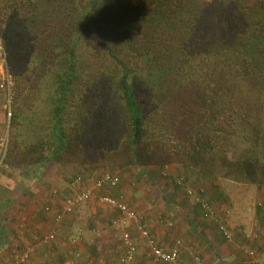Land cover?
<instances>
[{
    "label": "trees",
    "instance_id": "1",
    "mask_svg": "<svg viewBox=\"0 0 264 264\" xmlns=\"http://www.w3.org/2000/svg\"><path fill=\"white\" fill-rule=\"evenodd\" d=\"M0 43V175L58 171L65 198L105 173L160 200L184 169L264 186V0H0Z\"/></svg>",
    "mask_w": 264,
    "mask_h": 264
},
{
    "label": "crops",
    "instance_id": "2",
    "mask_svg": "<svg viewBox=\"0 0 264 264\" xmlns=\"http://www.w3.org/2000/svg\"><path fill=\"white\" fill-rule=\"evenodd\" d=\"M178 172L171 169V181ZM188 172L194 176L188 178ZM34 175L27 179H20V176L19 181L9 179L5 173L0 175V186L7 190L6 194H0V264H14L11 254L18 246L23 249L28 245L36 248L28 264H117L124 251V237L137 245V254L131 264H157L148 258L147 238L122 212L99 203L93 195L74 213L65 214L68 191L61 188L66 184L62 174L55 171L53 182L45 169ZM181 179L184 183L177 184L180 186H176L177 190H170L169 196L165 191L167 200H160L161 196L156 195L151 199L135 188L131 192L142 202L139 210L149 237L164 248L172 247L179 240L182 254L191 248L201 256L204 264H251L252 258L263 263L264 203L257 202L253 206L247 202L249 196L254 192L260 194L262 190L258 186L254 188L253 184L227 178L211 180L191 169H184ZM189 189L193 196L187 193ZM122 191L131 201L129 189L123 186ZM199 194L213 204L218 213L216 217L202 215L200 204L198 206L195 200ZM84 204L88 206L81 212ZM56 214L62 215L58 222ZM220 224L231 232L229 239L221 234ZM52 231L56 234L55 240L48 245L42 244L41 237ZM70 239L74 243H70Z\"/></svg>",
    "mask_w": 264,
    "mask_h": 264
},
{
    "label": "built area",
    "instance_id": "3",
    "mask_svg": "<svg viewBox=\"0 0 264 264\" xmlns=\"http://www.w3.org/2000/svg\"><path fill=\"white\" fill-rule=\"evenodd\" d=\"M0 65L6 66L5 54L3 48L0 43ZM6 78L3 80V83L0 84V88H5L6 96H7V117L10 115V80L9 76L6 72ZM8 145V139L6 134L0 135V173L2 170H7L8 166L5 163V155ZM78 180V179H77ZM76 180V181H77ZM177 184L181 185L182 180L177 179ZM120 183V178L117 175H113L111 173H105L101 178L96 180L92 185L77 191L76 193L68 196L64 201V209L63 212L65 214L73 213V211L86 202L93 195L96 200L104 205L110 206L114 209L119 210L125 216L130 218L134 223L137 224L138 230L141 235L147 238L148 243V258L157 264H204L201 256L196 254L191 248L186 249L183 254L181 250V242L177 240L175 244L170 248H164L158 245L152 238L149 237L148 231L141 228L139 225L140 216L126 205L124 201V197L122 195L111 196L103 193H95L96 190H100L103 186L115 187ZM189 195L193 196V191L191 189L187 190ZM195 200L201 203V207L203 209V213L205 217L214 218L216 217L207 204V202L199 196H195ZM62 218L61 214L55 215V221H60ZM219 230L221 234L227 239L231 237V232L226 228L225 225L220 224ZM56 238L55 233L48 232L44 234L40 241L42 244L48 245ZM122 245L124 248L123 254L121 255L118 264H131L136 257L137 254V245L136 243L128 237H124L122 239ZM36 253L35 246H26L23 249H17L11 254V260L14 264H28L29 260ZM183 256L187 257V259H183ZM251 264H259L256 258L251 259ZM261 264H264L261 263Z\"/></svg>",
    "mask_w": 264,
    "mask_h": 264
},
{
    "label": "rangeland",
    "instance_id": "4",
    "mask_svg": "<svg viewBox=\"0 0 264 264\" xmlns=\"http://www.w3.org/2000/svg\"><path fill=\"white\" fill-rule=\"evenodd\" d=\"M6 72H7V66H5V65H0V84L1 83H3V80H5V78H6ZM7 74H8V72H7ZM8 76H9V80H10V75L8 74ZM10 85H11V80H10ZM0 120L2 119V115H3V112L5 113V110H7V105H8V101H7V96H6V90H5V88H0ZM2 121V120H1ZM188 173H190L189 174V176H188V178L189 177H191L192 178V175L194 176V174L192 173V172H188ZM93 176H95V174H91L89 177H87V178H89V180H91V178H93ZM216 177V176H215ZM217 177H220V178H222L221 176H217ZM222 182H223V180H221V184H222ZM83 184V185H82ZM65 185L66 184H64V186H63V188H62V190L64 191V190H66V191H68V192H66V194L67 193H69L70 192V190H71V186H70V189L69 188H66V187H68L67 185H66V187H65ZM84 185H85V183H80V184H73L72 186H74V188L76 187L77 188V190H76V192L77 191H80L83 187H84ZM120 185V184H119ZM136 186H138L137 184H136ZM147 187V186H146ZM149 187V186H148ZM148 187H147V189H148ZM75 188V189H76ZM254 188H257V185H254ZM258 188H260V190H262V192L259 194V193H257V192H254L251 196H249V198L247 199V202L250 204V203H253V206H255L256 204H257V202H261L262 204L264 203V186H261V187H258ZM74 189V190H75ZM132 189V191H133V189L134 188H131ZM136 190H138V192H139V194H143V192H145V193H147L146 192V190L145 189H143V188H141V187H136L135 188ZM118 190L120 191V189H117V188H109V187H107V188H105L104 189V191L103 192H100V193H105V194H111L112 195V193H115V192H118ZM62 191V192H63ZM131 191V192H132ZM130 192V194H129V198H130V202L131 203H134V200H136V201H138V199H137V196H135L134 195V193H131ZM63 193H65V192H63ZM68 195V194H67ZM118 195H122L123 197H124V199H126L125 198V196L123 195V193L121 192L120 194H118ZM117 196V195H116ZM51 198V197H50ZM129 200V199H128ZM85 203V202H84ZM142 203V202H141ZM82 205V204H81ZM80 205V206H81ZM142 205V204H141ZM80 206H78V207H80ZM88 205L87 204H84L82 207H81V209H83L81 212H83L84 210H86V207H87ZM77 207V208H78ZM76 208V209H77ZM76 209L73 211V213L76 211ZM146 209V208H145ZM137 212H139L140 213V211H137ZM79 213V212H78ZM141 214V213H140ZM77 231V230H76ZM55 236H56V234H55ZM70 243H74V241H72V239H70ZM17 249H21V246H18L17 247ZM119 262V261H118ZM118 262H117V264H118ZM44 264V263H43ZM45 264H47V263H45Z\"/></svg>",
    "mask_w": 264,
    "mask_h": 264
}]
</instances>
